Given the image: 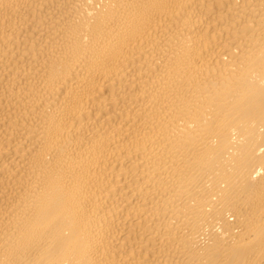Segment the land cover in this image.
<instances>
[{"label":"bare ground","instance_id":"1","mask_svg":"<svg viewBox=\"0 0 264 264\" xmlns=\"http://www.w3.org/2000/svg\"><path fill=\"white\" fill-rule=\"evenodd\" d=\"M0 264H264V0H0Z\"/></svg>","mask_w":264,"mask_h":264}]
</instances>
